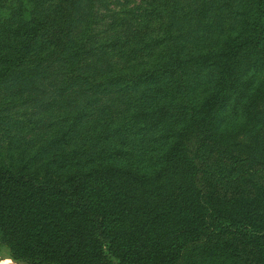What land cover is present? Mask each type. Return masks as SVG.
Segmentation results:
<instances>
[{
	"label": "trees",
	"instance_id": "trees-1",
	"mask_svg": "<svg viewBox=\"0 0 264 264\" xmlns=\"http://www.w3.org/2000/svg\"><path fill=\"white\" fill-rule=\"evenodd\" d=\"M98 1L0 0V92L69 108L0 100V260L264 264V0Z\"/></svg>",
	"mask_w": 264,
	"mask_h": 264
},
{
	"label": "rangeland",
	"instance_id": "rangeland-1",
	"mask_svg": "<svg viewBox=\"0 0 264 264\" xmlns=\"http://www.w3.org/2000/svg\"><path fill=\"white\" fill-rule=\"evenodd\" d=\"M97 11L104 16H108L111 12L120 13L125 9L131 7L135 11V14H138L141 9L144 7V0H127L122 2L121 0H99L96 4ZM144 17V16H143ZM154 25V24H153ZM189 37L187 34H184V41L188 42ZM15 95L19 94H3L0 92V100H4L3 103H13L15 106L9 109L10 118H14V110L17 108L22 113H19L18 121L10 122L13 123L9 125V132L17 136V134L23 136L22 142L25 146H34L39 144L43 139L49 137L52 134V129L55 125L60 124L64 119V114L69 111V108H61L57 104H53L47 111L40 113L39 116L34 112V109L31 108V105L19 104L20 99L16 98ZM16 123V124H14ZM85 125V124H84ZM24 126V128H22ZM18 127V128H17ZM99 129V128H95ZM80 137V134H78ZM129 140L136 141L137 138L133 135L129 137ZM1 258V257H0ZM6 259H1L0 264L6 263Z\"/></svg>",
	"mask_w": 264,
	"mask_h": 264
}]
</instances>
